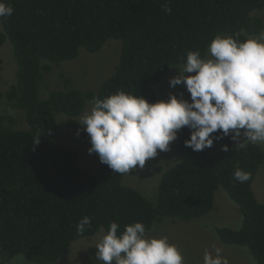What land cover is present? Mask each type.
Returning <instances> with one entry per match:
<instances>
[{"label":"trees","instance_id":"1","mask_svg":"<svg viewBox=\"0 0 264 264\" xmlns=\"http://www.w3.org/2000/svg\"><path fill=\"white\" fill-rule=\"evenodd\" d=\"M5 2L13 13L0 17V47L10 42L16 69L14 81L0 88V100L20 111L24 127L0 114V264L18 254L36 264L53 263L73 242L106 232L112 222L119 235L137 221L149 232L167 218H199L212 209L219 188L236 205L241 224L214 227L215 235L223 244L246 247L256 264H264V203L252 190L264 162L258 144L241 150L228 136L196 152L184 144L190 138L184 127L173 141L176 162L157 166L155 193L144 196L123 183V174L100 161L84 166L77 149L54 140L58 114L77 117L88 101L118 90L155 102L156 83L171 66L185 63L187 51L205 57L216 34L239 32L241 41L244 34H259L264 21L257 11L264 0H167L171 12L163 10L165 0ZM111 40L119 42L118 61L96 89H80L63 74L58 87L46 88L53 65L75 59L81 49L94 53ZM225 144L228 152L222 151ZM236 168L251 179L237 182ZM84 216L92 217L91 227L77 234Z\"/></svg>","mask_w":264,"mask_h":264},{"label":"clouds","instance_id":"2","mask_svg":"<svg viewBox=\"0 0 264 264\" xmlns=\"http://www.w3.org/2000/svg\"><path fill=\"white\" fill-rule=\"evenodd\" d=\"M162 8L171 12L167 0ZM12 13L13 7L0 0V17ZM240 35L216 34L207 58L199 50L187 51L185 63L169 83L172 87L184 84L190 101L182 94L169 93L167 100L149 102L124 90L103 100L94 98L91 108L77 119L90 138L88 152L98 154L113 172L129 174L137 167L143 169L158 151H170L171 142L184 127L190 129L184 144L196 152L228 136L241 150L249 143L264 145V30L244 34L243 41ZM39 142L40 136L33 144ZM222 151H229L227 144ZM232 178L244 183L251 173L236 168ZM91 221L92 217L84 216L76 224L77 234L91 227ZM118 227L110 223L94 245L96 259L103 264H185L176 244L167 236L149 235L142 222L125 225L119 235ZM222 251L215 244L205 249L203 264H229Z\"/></svg>","mask_w":264,"mask_h":264},{"label":"rangeland","instance_id":"3","mask_svg":"<svg viewBox=\"0 0 264 264\" xmlns=\"http://www.w3.org/2000/svg\"><path fill=\"white\" fill-rule=\"evenodd\" d=\"M264 21V8L257 11ZM1 30V23H0ZM119 42L108 41L98 51L90 53L81 49L79 55L69 61H64L59 65H53L51 72L45 78L46 88H56L59 86V76L63 74L72 79L73 84L80 89H96L99 84L109 77L114 71L118 61ZM209 55L207 49L204 58ZM0 88L5 89L13 81L15 76V59L11 44L6 40L0 47ZM184 63L171 66L169 70L156 83L155 89L158 100H167L169 93L190 101V93L184 84L175 87L170 86V78L179 72V67ZM93 101L86 103L85 109H90ZM77 117H70L63 114L56 116L58 129L54 135V140L66 147L75 148L80 153V163L84 166L97 164L99 156L96 153H89L91 147L90 138L84 130V126L79 123ZM0 114L12 115L16 120V127H24L20 119V111L6 102L0 100ZM243 131V130H242ZM243 136H241V140ZM264 150V145L258 144ZM170 151L159 152L155 158L149 159L145 167L123 174V183L140 191L144 196H152L155 193L160 172L157 166L166 169L177 160L174 144L171 142ZM252 190L256 198L264 203V162L259 167L252 182ZM241 224V215L236 205L230 200L221 188L214 192V203L212 209L205 215L189 221H182L176 218L164 219L160 224L154 226L149 235L167 236L170 243H174L180 249L185 264H203L205 249L211 250L212 245L222 248V254L228 258L229 264H256L249 250L244 246H230L223 244L215 235L214 227L238 228ZM101 230L88 238H80L72 243L69 249L55 262L50 264H103L96 259L97 249L94 246L99 239ZM7 264H36L23 255L14 256Z\"/></svg>","mask_w":264,"mask_h":264}]
</instances>
